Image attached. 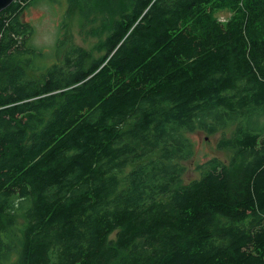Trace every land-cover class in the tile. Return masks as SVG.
Masks as SVG:
<instances>
[{"label": "trees", "instance_id": "1", "mask_svg": "<svg viewBox=\"0 0 264 264\" xmlns=\"http://www.w3.org/2000/svg\"><path fill=\"white\" fill-rule=\"evenodd\" d=\"M35 2L0 10V264H264V0H67L104 54L44 69ZM197 132L233 154L183 183Z\"/></svg>", "mask_w": 264, "mask_h": 264}, {"label": "rangeland", "instance_id": "2", "mask_svg": "<svg viewBox=\"0 0 264 264\" xmlns=\"http://www.w3.org/2000/svg\"><path fill=\"white\" fill-rule=\"evenodd\" d=\"M93 7L97 10L88 16L83 14L81 5L77 2L67 7V0H36L24 9L22 17L34 29L30 43L45 54L34 58L36 67L44 69L56 61L61 51L57 40L64 35L70 43L86 50L90 60L100 58L104 54L101 43L108 34L109 23L101 10L102 7H107V4L96 2ZM231 15L232 12L225 7L218 9L214 14L221 22H225ZM190 137L194 142V150L193 155L183 163L186 167L182 177L183 183L196 176L197 164L213 156L226 161L233 154L232 150L217 147L222 133L208 136L197 132Z\"/></svg>", "mask_w": 264, "mask_h": 264}, {"label": "water", "instance_id": "3", "mask_svg": "<svg viewBox=\"0 0 264 264\" xmlns=\"http://www.w3.org/2000/svg\"><path fill=\"white\" fill-rule=\"evenodd\" d=\"M14 0H0V10L4 9L7 7L11 2Z\"/></svg>", "mask_w": 264, "mask_h": 264}]
</instances>
